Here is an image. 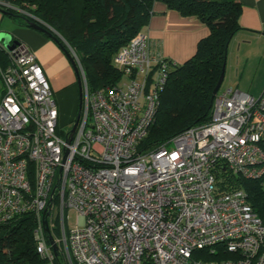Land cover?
I'll return each instance as SVG.
<instances>
[{"label": "built area", "instance_id": "obj_1", "mask_svg": "<svg viewBox=\"0 0 264 264\" xmlns=\"http://www.w3.org/2000/svg\"><path fill=\"white\" fill-rule=\"evenodd\" d=\"M69 52L81 101L61 137L34 53L0 40V223L33 213L35 251L50 260L43 220L50 229L55 208L66 264H264V225L245 193L219 190L215 176L219 164L245 178L264 173V86L258 96L219 87L207 122L138 152L171 63L140 31L112 57L120 80L88 90ZM66 209L76 217L68 231ZM220 251L229 257L197 255Z\"/></svg>", "mask_w": 264, "mask_h": 264}, {"label": "trees", "instance_id": "obj_2", "mask_svg": "<svg viewBox=\"0 0 264 264\" xmlns=\"http://www.w3.org/2000/svg\"><path fill=\"white\" fill-rule=\"evenodd\" d=\"M154 2H161L182 16L197 17L207 26L208 33L197 41L189 58L179 64L170 62L153 121L137 145L138 152H147L186 128L210 119L211 91L225 64L229 41L240 29L241 5L237 0H0V10L21 25L30 27L29 21L35 22L51 32L49 38L61 50L70 57L69 49L74 53L88 90H93L120 80L112 57L143 31ZM258 145L264 153V140ZM215 176L219 190L241 189L264 225V173L245 178L219 164ZM45 220L47 224L48 219ZM35 226L31 212L0 223V264H66L61 242L55 241L60 236L56 220L48 229L56 243L55 251L49 245L48 234H44L52 251L50 260L35 251ZM197 255L214 260L229 257L222 251L212 256L202 252Z\"/></svg>", "mask_w": 264, "mask_h": 264}, {"label": "crops", "instance_id": "obj_3", "mask_svg": "<svg viewBox=\"0 0 264 264\" xmlns=\"http://www.w3.org/2000/svg\"><path fill=\"white\" fill-rule=\"evenodd\" d=\"M241 5L238 16L240 29L234 37L241 42L258 40L264 53V0H237ZM0 31L11 39L25 43L42 67L52 91L58 119H72L78 111V87L76 75L60 47L46 34L24 26L0 11ZM150 48L171 63H182L189 58L197 41L208 33L207 26L195 16H182L168 9L161 2H154L148 23L144 27ZM229 41V43H230ZM229 45V44H228ZM75 119V118H74Z\"/></svg>", "mask_w": 264, "mask_h": 264}, {"label": "rangeland", "instance_id": "obj_4", "mask_svg": "<svg viewBox=\"0 0 264 264\" xmlns=\"http://www.w3.org/2000/svg\"><path fill=\"white\" fill-rule=\"evenodd\" d=\"M241 37H234L227 48L224 76L221 88H237L247 92L252 96H258L264 86V53L262 45L258 40L253 39L245 43L241 42ZM75 118V117H74ZM72 119H58L57 134L64 137L71 125ZM65 230L75 223V213L72 210H65ZM58 225L56 209L52 208L49 217L50 223ZM56 242H61L60 236L55 238Z\"/></svg>", "mask_w": 264, "mask_h": 264}, {"label": "water", "instance_id": "obj_5", "mask_svg": "<svg viewBox=\"0 0 264 264\" xmlns=\"http://www.w3.org/2000/svg\"><path fill=\"white\" fill-rule=\"evenodd\" d=\"M2 11V10H0ZM3 12V11H2ZM29 25L30 27L34 28V29H37L43 33H45L46 35H48V37H51L52 34L51 32H49L48 30L44 29L43 27L39 26L37 23L35 22H30L29 21ZM0 40L3 42L4 45H6L8 48H11L14 44V40L11 39V36L9 33L7 32H4V31H0ZM54 40V39H53ZM54 42L56 43V41L54 40ZM63 53L66 55V57L68 58L69 62H70V65L76 75V83H77V87H78V108H80V101H81V85H80V77H79V74H78V69H77V66H76V63H75V60L70 57L64 50H62ZM225 65V64H224ZM224 65L222 66L221 68V71H220V74L218 76V79L211 91V94L212 96H214V94L216 93V91L218 90V88L220 87L221 85V82L223 80V76H224ZM78 112H79V109L77 111V114H76V117L73 121V124L71 125L70 129H69V132H70V135L73 133L75 127H76V124H77V121H78ZM43 224H44V229H45V232L48 234V240H49V245L51 246L52 250L55 251L56 250V243L55 241L51 238V236L49 235V230H48V226L46 224V220L44 219L43 220Z\"/></svg>", "mask_w": 264, "mask_h": 264}]
</instances>
